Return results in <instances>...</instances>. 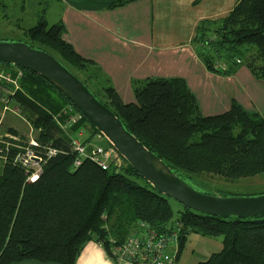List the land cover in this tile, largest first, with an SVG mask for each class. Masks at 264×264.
Masks as SVG:
<instances>
[{
	"label": "trees",
	"instance_id": "1",
	"mask_svg": "<svg viewBox=\"0 0 264 264\" xmlns=\"http://www.w3.org/2000/svg\"><path fill=\"white\" fill-rule=\"evenodd\" d=\"M129 1L134 0L109 5ZM64 30L59 22L48 24L43 9L26 29L24 42L53 55L185 183L204 172L227 178L264 173V115L247 112L236 102L224 112L202 115L179 77L136 81L134 101L123 102L112 86L97 79L93 62L64 39ZM194 41L208 68L231 73L244 64L264 80V0H236L222 18L200 21ZM0 71L11 79L0 78V99L11 100L32 123L38 144L32 147L43 159L38 177L29 181L30 168L14 160L28 142L10 139L5 157H0V264L25 259L75 264L88 240L108 250L140 223L165 231L173 214L171 196L145 180L137 183L133 176H141L124 159L120 165L109 162L101 168L85 157L74 166L72 134L88 120L81 115L68 122L79 111L39 74L6 62H0ZM59 119L66 120L69 134L60 129ZM88 124L84 143L97 132ZM0 146L4 149V143ZM49 147L57 153L47 157ZM174 221L180 224L178 245L188 232L222 236V248L197 264H264V214L221 217L181 205Z\"/></svg>",
	"mask_w": 264,
	"mask_h": 264
},
{
	"label": "crops",
	"instance_id": "2",
	"mask_svg": "<svg viewBox=\"0 0 264 264\" xmlns=\"http://www.w3.org/2000/svg\"><path fill=\"white\" fill-rule=\"evenodd\" d=\"M113 1L57 0L59 10L54 23L63 24L64 39L82 57L93 62L97 79L112 86L123 102L133 101L136 81L179 77L194 95L202 115L224 112L233 102L239 103L247 112L264 115V83L244 64L231 73L208 68L194 41L200 21L222 18L236 0H200L197 3L193 0H134L110 6ZM173 11H179L174 18L162 16ZM176 20L184 27L178 33L174 28L166 27V24H178ZM234 76L239 81L234 80L236 84L232 85ZM188 237L190 235H186L185 240ZM209 237H216L211 238L212 247L199 252H194L195 247L186 251L185 240L177 245L175 264H197L219 251L222 236ZM191 240L192 237L189 242ZM9 264L60 263L25 259ZM75 264L131 263L113 260L100 242L88 240Z\"/></svg>",
	"mask_w": 264,
	"mask_h": 264
},
{
	"label": "water",
	"instance_id": "3",
	"mask_svg": "<svg viewBox=\"0 0 264 264\" xmlns=\"http://www.w3.org/2000/svg\"><path fill=\"white\" fill-rule=\"evenodd\" d=\"M0 62L33 71L56 86L91 126L157 192L181 205L207 214L240 218L264 214V193L221 196L199 192L175 175L168 165L127 130L116 114L53 55L21 41H0Z\"/></svg>",
	"mask_w": 264,
	"mask_h": 264
},
{
	"label": "rangeland",
	"instance_id": "4",
	"mask_svg": "<svg viewBox=\"0 0 264 264\" xmlns=\"http://www.w3.org/2000/svg\"><path fill=\"white\" fill-rule=\"evenodd\" d=\"M57 5V0H3V6L0 8V41H26V29L36 21L43 9L46 11L45 15L48 24L56 22V15L59 10ZM175 14H179V11L165 13L162 16L173 17ZM156 19L155 14L153 21L154 26ZM176 21L179 25L176 24L171 26L166 24V27L167 29L174 28L178 33L182 27V23L178 20ZM79 74L85 77L82 73ZM259 79L264 83L263 79ZM234 80L238 82L239 78L234 76V78H232V85L236 84ZM89 83L94 87V82L92 80H89ZM5 104L6 106L3 108V105ZM0 114V136H2L1 138L4 141L9 142L10 139H16L22 141L26 145L27 142L29 143L30 139H35L37 131L33 127L32 123L19 112L18 108L11 100L0 99ZM65 122L66 120L63 121L59 119L58 125L64 133L69 134ZM88 126V122L83 123L81 127L77 129L74 134H72L73 137L83 142L88 136ZM90 141L99 144L104 149L108 146V143L103 137L99 139L92 135ZM133 179L139 184H145L144 179L141 177L133 176ZM185 181L195 190L211 195L256 196L264 193V173L245 177L227 178L204 172L195 175L194 179H185ZM169 202L173 210L172 217L169 219L170 223L167 224V226L170 227L174 223L177 211L181 208V204L173 198H169ZM189 235L190 237H188L184 242L185 250L190 251L193 247H195L194 252H199L203 248H211L213 245V241H211L213 239L211 238H216L202 235L200 236L194 232H188L187 236ZM191 237L192 240L189 242V238Z\"/></svg>",
	"mask_w": 264,
	"mask_h": 264
},
{
	"label": "built area",
	"instance_id": "5",
	"mask_svg": "<svg viewBox=\"0 0 264 264\" xmlns=\"http://www.w3.org/2000/svg\"><path fill=\"white\" fill-rule=\"evenodd\" d=\"M17 76H21V71L17 72ZM0 78H5L11 81L8 75L0 71ZM12 82H15L14 80ZM72 108H70L71 110ZM81 113L74 111L68 119V122L73 123L81 117ZM101 139L103 136L96 132L94 134ZM0 136V143H4V149L0 146V157L4 158V150H8L9 142L4 141ZM104 138V137H103ZM107 142V141H106ZM108 143V142H107ZM36 140H29V146L23 147L22 152H18L15 156V161H20L23 165L30 168L27 180L34 181L41 172L43 159L36 155L32 146H37ZM72 149L76 152L73 165L77 166L83 158L89 157L101 168H106L109 162L113 164H122V157L115 148L108 143L107 148H103L99 144L92 141L84 143L77 140L75 137L71 139ZM87 146L91 147L90 152ZM57 153L55 148H47L46 156L50 157ZM180 224L177 221L165 231L158 233L150 228L145 223H140L138 227L131 232L125 240L117 245H111L107 250L109 256L115 261H127L131 264H175L176 248L178 243V235Z\"/></svg>",
	"mask_w": 264,
	"mask_h": 264
}]
</instances>
